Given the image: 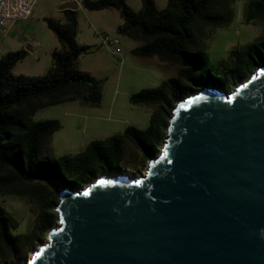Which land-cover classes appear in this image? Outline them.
Masks as SVG:
<instances>
[{
    "label": "water",
    "instance_id": "95a60500",
    "mask_svg": "<svg viewBox=\"0 0 264 264\" xmlns=\"http://www.w3.org/2000/svg\"><path fill=\"white\" fill-rule=\"evenodd\" d=\"M167 122L141 176L55 185L57 220L18 264H264V62L229 92H189Z\"/></svg>",
    "mask_w": 264,
    "mask_h": 264
},
{
    "label": "trees",
    "instance_id": "16d2710c",
    "mask_svg": "<svg viewBox=\"0 0 264 264\" xmlns=\"http://www.w3.org/2000/svg\"><path fill=\"white\" fill-rule=\"evenodd\" d=\"M123 23L117 32L140 42L131 49L138 57L157 56L178 66V72L154 87L130 95L133 104L155 105L145 129L127 126L122 135L92 140L75 154L55 157L48 138L60 128L57 119L33 121L40 108L80 98L97 104L101 79L76 68L86 46L77 41L76 9H63V21L45 17L60 47L52 52L47 74L14 75L12 67L28 53L21 48L0 56V195L32 197L39 193V213L29 234L14 233L16 220L0 205V260L21 258L23 245L34 235H43L57 220L53 205L55 189L49 183L72 188L83 185L106 168L115 170L122 159L124 141L129 140L146 160L158 151L165 139L170 114L176 103L202 85L230 89L264 62V35L228 51V59L209 65L205 44L194 24L221 27L233 19L229 0H167L158 8L154 0H141L133 9L125 0H81L89 10L114 8ZM264 25V0H249L244 22Z\"/></svg>",
    "mask_w": 264,
    "mask_h": 264
},
{
    "label": "rangeland",
    "instance_id": "374dc122",
    "mask_svg": "<svg viewBox=\"0 0 264 264\" xmlns=\"http://www.w3.org/2000/svg\"><path fill=\"white\" fill-rule=\"evenodd\" d=\"M69 1L37 0L32 15L27 20L19 22L20 35L12 41L4 42L7 48H25L28 51L26 56L12 67L11 72L14 75L41 76L50 71L52 52L59 48L60 44L53 31L48 28L45 17L63 21L61 7ZM72 1L78 3L77 41L88 49L78 56L76 68L102 80L101 99L97 104L84 102L80 98L70 99L44 106L31 116L33 121L45 119L59 121L60 128L46 142L55 157L78 153L92 140H105L112 135H122L129 125L145 129L156 106L133 104L130 102V95L142 88L157 86L171 74L176 75L178 72L176 64L167 62V73L166 69L158 64L156 57H138L132 54L131 49L139 46L140 42L117 32V26L121 21L116 12H111L110 8L89 10L81 5V0ZM125 1L135 10L140 8L141 0ZM229 1L233 9V19L228 25L214 28L196 23L193 26L204 41L209 65L226 61L229 49L241 48L244 44L264 35V25L261 22H244L249 0ZM155 2L158 8H163L167 0H155ZM100 32L116 39L117 54L112 52V46L101 41L98 35ZM38 43L42 48H37ZM34 55L38 59L34 58ZM236 84L227 91L229 92ZM163 142L154 155L143 161L139 150L129 140H125L122 159L115 168L118 171L115 172L141 175L149 159L159 153ZM49 185L55 189V184L50 182ZM39 196V193L29 198L14 194L0 195V205L17 222L14 233L29 234L33 231L40 210ZM56 203L53 205L54 210ZM47 231L43 235H34L23 245L21 258L7 256L5 260H0V264L24 262L40 243L46 240Z\"/></svg>",
    "mask_w": 264,
    "mask_h": 264
},
{
    "label": "built area",
    "instance_id": "2783aa9c",
    "mask_svg": "<svg viewBox=\"0 0 264 264\" xmlns=\"http://www.w3.org/2000/svg\"><path fill=\"white\" fill-rule=\"evenodd\" d=\"M36 2L37 0H0V49L3 36L8 31V25L27 20L32 15ZM98 35L103 43L112 46L114 54L118 53V48L115 46L116 39L104 32H100Z\"/></svg>",
    "mask_w": 264,
    "mask_h": 264
},
{
    "label": "crops",
    "instance_id": "0c3cea01",
    "mask_svg": "<svg viewBox=\"0 0 264 264\" xmlns=\"http://www.w3.org/2000/svg\"><path fill=\"white\" fill-rule=\"evenodd\" d=\"M154 2H155V0H154ZM155 4H156V2H155ZM157 6V5H156ZM35 7V6H34ZM77 7H78V3H77ZM140 8H141V4H140ZM139 8V9H140ZM109 10H111V12H116L115 14H117V16L120 18V24L119 25H121L122 23H123V19H122V17L120 16V14H119V12L116 10V9H114V8H110ZM19 22H21V21H17V22H14V23H10L9 25H8V31H7V33L3 36V39H2V44H1V49H0V52H1V55L2 54H5L6 52H9V51H14V50H17V49H20V48H15V49H12V48H7V47H5L4 45H5V43L4 42H6V41H12L13 39H16L19 35H20V33H21V28H20V24H19ZM118 25V26H119ZM117 26V27H118ZM24 34H26V32H24ZM60 44V43H59ZM30 47V51L32 52V46L30 45L29 46ZM37 48H42V46H41V44L40 43H38V45H37ZM25 49V48H24ZM152 57H156L157 58V60H158V64L160 65V66H162V67H164V69H166L167 68V66H166V64H167V61H163V60H161L159 57H157V56H152ZM34 58H37L38 59V57L36 56V55H34ZM166 72H167V69H166ZM168 73V72H167ZM171 76H175V75H172L171 74ZM170 76V77H171Z\"/></svg>",
    "mask_w": 264,
    "mask_h": 264
},
{
    "label": "flooded vegetation",
    "instance_id": "af4514ba",
    "mask_svg": "<svg viewBox=\"0 0 264 264\" xmlns=\"http://www.w3.org/2000/svg\"><path fill=\"white\" fill-rule=\"evenodd\" d=\"M115 171H118V170H110V169H107L105 171H102V172H107V173H112V172H115Z\"/></svg>",
    "mask_w": 264,
    "mask_h": 264
},
{
    "label": "bare ground",
    "instance_id": "6f19581e",
    "mask_svg": "<svg viewBox=\"0 0 264 264\" xmlns=\"http://www.w3.org/2000/svg\"><path fill=\"white\" fill-rule=\"evenodd\" d=\"M143 173H144V172H143ZM143 173H142V174H143ZM139 176H141V175H139ZM136 177H137V176H136ZM40 246H41V243H40ZM40 246H39V247H40ZM37 249H38V248H37ZM37 249H35L34 251H36ZM34 251H33V252H34Z\"/></svg>",
    "mask_w": 264,
    "mask_h": 264
}]
</instances>
